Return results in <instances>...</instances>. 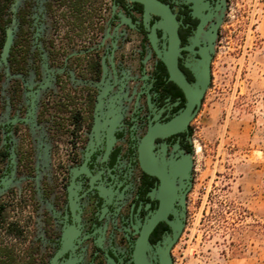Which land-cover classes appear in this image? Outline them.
<instances>
[{
    "label": "flooded vegetation",
    "instance_id": "1",
    "mask_svg": "<svg viewBox=\"0 0 264 264\" xmlns=\"http://www.w3.org/2000/svg\"><path fill=\"white\" fill-rule=\"evenodd\" d=\"M98 1L24 0L15 12L6 87L0 71V264L179 259L197 123L238 0H158L168 17Z\"/></svg>",
    "mask_w": 264,
    "mask_h": 264
},
{
    "label": "rangeland",
    "instance_id": "2",
    "mask_svg": "<svg viewBox=\"0 0 264 264\" xmlns=\"http://www.w3.org/2000/svg\"><path fill=\"white\" fill-rule=\"evenodd\" d=\"M23 2L8 7L14 36ZM229 19L197 123L195 193L176 264H264V0H238ZM3 37L0 29V52Z\"/></svg>",
    "mask_w": 264,
    "mask_h": 264
},
{
    "label": "water",
    "instance_id": "3",
    "mask_svg": "<svg viewBox=\"0 0 264 264\" xmlns=\"http://www.w3.org/2000/svg\"><path fill=\"white\" fill-rule=\"evenodd\" d=\"M17 1L19 3L20 0H17ZM138 1L144 3L149 9H151L152 11L156 13H160L166 17L171 15L170 11L168 10V7H165L164 4H162L158 0H138ZM13 9H14V6H13ZM171 34H172L173 43L175 44V28H172ZM13 39H14V30L12 27H7L6 34H5V40L3 42L1 52H0V66L3 64V62H7V58L10 53V48L13 43ZM205 84H206V81L204 85ZM202 92L203 91L199 92V96L202 95ZM196 100L197 102H200L199 97H197ZM192 107H193V102L190 103V106L175 120V128L182 129L186 127L188 119L190 118V111ZM191 164H192V161L190 158H188L186 162L188 169H190ZM181 230H182V222L179 221L178 224H175V233H174L175 240L179 236Z\"/></svg>",
    "mask_w": 264,
    "mask_h": 264
},
{
    "label": "bare ground",
    "instance_id": "4",
    "mask_svg": "<svg viewBox=\"0 0 264 264\" xmlns=\"http://www.w3.org/2000/svg\"><path fill=\"white\" fill-rule=\"evenodd\" d=\"M150 150V149H149ZM149 152V151H148ZM152 154V153H151ZM151 156V155H150ZM148 158V157H147ZM149 159H151V158H149ZM152 161V160H151ZM151 161H150V163H151ZM152 164V163H151ZM154 164V163H153ZM163 200V199H162ZM164 201V200H163ZM165 203V202H164ZM164 207V206H163ZM163 210V209H162ZM145 263V261L143 260V264Z\"/></svg>",
    "mask_w": 264,
    "mask_h": 264
}]
</instances>
